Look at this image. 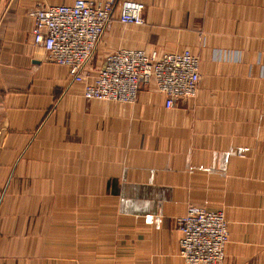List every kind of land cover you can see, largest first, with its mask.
Segmentation results:
<instances>
[{"label":"crops","instance_id":"crops-1","mask_svg":"<svg viewBox=\"0 0 264 264\" xmlns=\"http://www.w3.org/2000/svg\"><path fill=\"white\" fill-rule=\"evenodd\" d=\"M74 1L0 0V264H182L191 208L224 214L223 264H264V0H121L144 25L114 21L90 70L189 50L199 89L171 109L152 83L87 102L45 61L27 13Z\"/></svg>","mask_w":264,"mask_h":264},{"label":"built area","instance_id":"built-area-1","mask_svg":"<svg viewBox=\"0 0 264 264\" xmlns=\"http://www.w3.org/2000/svg\"><path fill=\"white\" fill-rule=\"evenodd\" d=\"M143 5L133 1L76 0L70 5L39 6L27 13L33 46L47 63L68 70L70 84H81L87 102L133 105L145 85L154 84L164 108L193 100L198 92L199 60L189 50L161 56L117 49L92 72L90 64L105 32L116 21L123 26L144 25ZM182 264H223L228 224L222 212L189 209L175 222Z\"/></svg>","mask_w":264,"mask_h":264},{"label":"rangeland","instance_id":"rangeland-1","mask_svg":"<svg viewBox=\"0 0 264 264\" xmlns=\"http://www.w3.org/2000/svg\"><path fill=\"white\" fill-rule=\"evenodd\" d=\"M202 210H204V209H202ZM219 212V211H218ZM224 215V214H223ZM225 217V216H224ZM228 224V223H227Z\"/></svg>","mask_w":264,"mask_h":264}]
</instances>
